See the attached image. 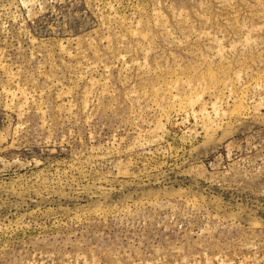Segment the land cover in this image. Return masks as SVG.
Returning a JSON list of instances; mask_svg holds the SVG:
<instances>
[{"label":"rangeland","instance_id":"obj_1","mask_svg":"<svg viewBox=\"0 0 264 264\" xmlns=\"http://www.w3.org/2000/svg\"><path fill=\"white\" fill-rule=\"evenodd\" d=\"M0 264H264V0H0Z\"/></svg>","mask_w":264,"mask_h":264}]
</instances>
